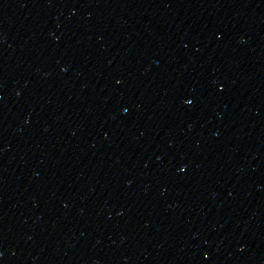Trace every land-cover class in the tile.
<instances>
[{
  "label": "water",
  "instance_id": "95a60500",
  "mask_svg": "<svg viewBox=\"0 0 264 264\" xmlns=\"http://www.w3.org/2000/svg\"><path fill=\"white\" fill-rule=\"evenodd\" d=\"M0 264H264V0H0Z\"/></svg>",
  "mask_w": 264,
  "mask_h": 264
}]
</instances>
